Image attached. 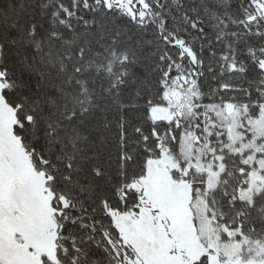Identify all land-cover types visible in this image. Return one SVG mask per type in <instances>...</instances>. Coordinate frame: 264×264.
I'll use <instances>...</instances> for the list:
<instances>
[{"label":"snow or ice","instance_id":"6c2138e0","mask_svg":"<svg viewBox=\"0 0 264 264\" xmlns=\"http://www.w3.org/2000/svg\"><path fill=\"white\" fill-rule=\"evenodd\" d=\"M0 264H264V0H0Z\"/></svg>","mask_w":264,"mask_h":264}]
</instances>
